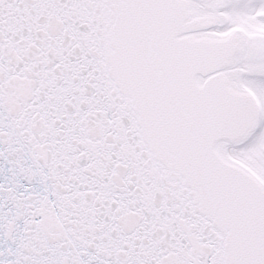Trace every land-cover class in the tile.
<instances>
[{"label": "snow or ice", "instance_id": "1", "mask_svg": "<svg viewBox=\"0 0 264 264\" xmlns=\"http://www.w3.org/2000/svg\"><path fill=\"white\" fill-rule=\"evenodd\" d=\"M0 264H264V0H0Z\"/></svg>", "mask_w": 264, "mask_h": 264}]
</instances>
